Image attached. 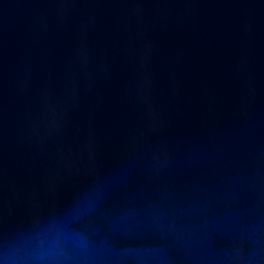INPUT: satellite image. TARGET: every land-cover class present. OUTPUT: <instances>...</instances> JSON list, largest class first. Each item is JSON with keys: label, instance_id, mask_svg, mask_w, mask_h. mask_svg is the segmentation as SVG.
I'll return each mask as SVG.
<instances>
[{"label": "water", "instance_id": "obj_1", "mask_svg": "<svg viewBox=\"0 0 264 264\" xmlns=\"http://www.w3.org/2000/svg\"><path fill=\"white\" fill-rule=\"evenodd\" d=\"M0 264H264V0H0Z\"/></svg>", "mask_w": 264, "mask_h": 264}]
</instances>
